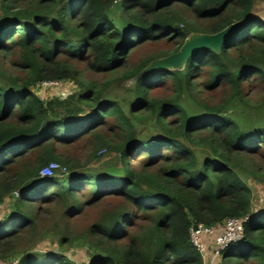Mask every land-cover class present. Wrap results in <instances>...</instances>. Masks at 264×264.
<instances>
[{"label":"trees","instance_id":"obj_1","mask_svg":"<svg viewBox=\"0 0 264 264\" xmlns=\"http://www.w3.org/2000/svg\"><path fill=\"white\" fill-rule=\"evenodd\" d=\"M257 1L264 0H0V57L16 56L27 71L20 79L0 60V204L13 199L0 220V261L14 256L16 242L34 226V207L55 202L69 218L114 200L81 234L88 264H204L190 230L227 218L246 220L242 237L220 251V264H264V209L252 211L243 180L264 179L251 159L264 149V114L252 122L231 107L258 108L250 100L254 88L264 98ZM228 25L233 29L218 52L200 49L181 69L144 71L189 35ZM163 40L172 43L169 50L130 62L138 46ZM70 61H87L107 77L81 81ZM40 81L82 88L43 100L32 90ZM112 82L126 84L128 101L111 93ZM162 89L168 94L155 96ZM141 122L152 123V135L137 129ZM109 126L118 140L100 137V150L115 152L117 171H79L57 152ZM50 161L67 174L42 175ZM79 237L65 225L59 248ZM17 264L76 263L50 251L23 252Z\"/></svg>","mask_w":264,"mask_h":264},{"label":"rangeland","instance_id":"obj_2","mask_svg":"<svg viewBox=\"0 0 264 264\" xmlns=\"http://www.w3.org/2000/svg\"><path fill=\"white\" fill-rule=\"evenodd\" d=\"M116 8L113 7V11ZM253 15L260 19H264V1H257L253 8ZM189 20H192V16L188 14L186 16ZM118 18V16H117ZM172 46L171 42L166 40L157 42H147L138 46L130 56L131 63H137L142 59H145L152 55H161L162 52L169 50ZM163 57H157L154 59V63ZM0 60L5 66V72L17 75L20 79H24L27 76V71L20 65L16 56H13L10 60L5 57H0ZM71 66L76 67L81 74V81L96 80L103 81L107 75L93 72L87 61H70ZM48 82V83H45ZM56 81H40L36 84L32 90L40 96L43 100L50 99L52 97H58L59 99H65L70 94L81 90V83L75 82H57ZM110 91L114 96L127 98L125 94L126 84L124 82L110 84ZM164 93V94H163ZM155 96H165L168 94L166 89H162L154 93ZM246 94H250L249 90H246ZM220 97L217 96L216 99ZM129 100V96L127 101ZM251 102L258 104V108H240L235 105H231L233 109L239 112L249 113L252 122H259L264 114V98L261 94V90L254 88L250 97ZM184 104L190 109L194 110L192 102L187 100ZM126 105V103H125ZM113 119H109L108 122H112ZM137 129L143 133V135H152V123L141 122L135 123ZM117 128L103 127L96 134L91 136H85L76 143L70 145H58L57 152L64 158H68L70 162L75 164V168L79 171L92 170H110L117 171L116 168V156L112 150H104L103 153H99L100 137L109 138L112 140H118L116 132ZM259 151L256 156L252 157L254 164L257 168L263 170L264 173V149ZM34 159H32L33 161ZM65 172V171H64ZM56 174L59 175L58 172ZM67 174V173H65ZM243 180L249 186L251 190V203L252 211L254 213L264 209V179L259 180L252 178L251 176H244ZM18 194V193H17ZM14 198L18 195L14 193ZM12 202L10 198H6L2 204H0V220L6 218L12 208ZM115 203L114 200H108L100 202L93 206H88L83 209L81 214H76L69 218L63 217L62 211L65 207L55 202H47L45 204L34 207V211L37 214L34 226L28 228L22 234V237L16 242L15 254L13 258L21 255L23 252L28 253H47L50 251H56L63 253L70 260L76 264H88L90 257L89 247L86 245L84 239H82V232L99 217L101 212ZM67 226L70 232L75 233L79 238H76L72 243L64 245L59 248L58 239L63 234L64 226ZM33 228V229H32ZM205 252H203L202 259L204 264H220V255L215 254V243L212 238H205ZM8 256L1 259L2 264L4 261L9 260Z\"/></svg>","mask_w":264,"mask_h":264},{"label":"built area","instance_id":"obj_3","mask_svg":"<svg viewBox=\"0 0 264 264\" xmlns=\"http://www.w3.org/2000/svg\"><path fill=\"white\" fill-rule=\"evenodd\" d=\"M59 81H56L57 83ZM48 83V82H45ZM62 83V82H61ZM104 149L100 150L99 153H103ZM65 171V172H64ZM63 175L67 173L64 166L60 165L55 161H50L47 165L41 168L40 173L44 176ZM17 195V192H15ZM246 220L238 218H227L221 224L213 227H206L203 224H197L190 230V239L192 244L203 255L205 252V238H212L216 245L215 254L220 255V251L225 249L231 243L238 241L243 234V222ZM18 257L11 258L4 261L2 264H17Z\"/></svg>","mask_w":264,"mask_h":264},{"label":"water","instance_id":"obj_4","mask_svg":"<svg viewBox=\"0 0 264 264\" xmlns=\"http://www.w3.org/2000/svg\"><path fill=\"white\" fill-rule=\"evenodd\" d=\"M232 29L233 26L228 25L213 34H191L184 40L176 52L161 58L155 63L152 60L144 71L153 69H181L187 58L200 49H211L218 52L225 36Z\"/></svg>","mask_w":264,"mask_h":264},{"label":"crops","instance_id":"obj_5","mask_svg":"<svg viewBox=\"0 0 264 264\" xmlns=\"http://www.w3.org/2000/svg\"><path fill=\"white\" fill-rule=\"evenodd\" d=\"M0 263H1V261H0Z\"/></svg>","mask_w":264,"mask_h":264}]
</instances>
